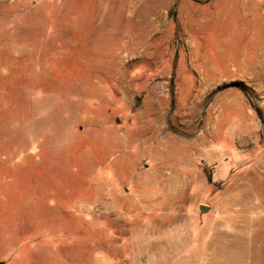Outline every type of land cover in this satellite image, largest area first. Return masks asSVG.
I'll list each match as a JSON object with an SVG mask.
<instances>
[{
    "label": "rangeland",
    "instance_id": "374dc122",
    "mask_svg": "<svg viewBox=\"0 0 264 264\" xmlns=\"http://www.w3.org/2000/svg\"><path fill=\"white\" fill-rule=\"evenodd\" d=\"M235 193L253 214L219 231L200 206ZM245 261L264 264V0H0V263Z\"/></svg>",
    "mask_w": 264,
    "mask_h": 264
},
{
    "label": "crops",
    "instance_id": "0c3cea01",
    "mask_svg": "<svg viewBox=\"0 0 264 264\" xmlns=\"http://www.w3.org/2000/svg\"><path fill=\"white\" fill-rule=\"evenodd\" d=\"M102 84V83H101ZM98 85V83H97ZM106 97H108L110 103H113V98L109 96L108 92L104 91L102 92ZM105 97V96H104ZM101 124V123H100ZM99 124V125H100ZM105 124V123H102ZM223 192V191H222ZM221 192V193H222ZM220 195L215 196V199H217ZM239 195L237 196V193L234 195L229 196V201H222L219 203L218 207L215 209L214 207L210 206V210L208 212L213 210V213L216 215L215 220L217 221V224L224 225L223 227L221 226V229H236L241 227L242 225L247 224L248 221H250V216L253 214V206L255 204H251L248 207L245 206H239ZM220 214V216L217 217V214ZM222 213V214H221ZM213 217V216H212ZM240 263V262H239ZM244 264H256L254 262H241Z\"/></svg>",
    "mask_w": 264,
    "mask_h": 264
},
{
    "label": "bare ground",
    "instance_id": "6f19581e",
    "mask_svg": "<svg viewBox=\"0 0 264 264\" xmlns=\"http://www.w3.org/2000/svg\"><path fill=\"white\" fill-rule=\"evenodd\" d=\"M178 194H179V196H180V192H179ZM110 211H111V210H110ZM142 227H143V226H142ZM151 227H152V226H151ZM148 228H149V226H148ZM137 230H138V229H137ZM136 232H137V231H136ZM147 232H148V231H147ZM145 233H146V232H145ZM145 233H144V235H145ZM150 233H151V232H150ZM148 234H149V233H148ZM139 235H140V234H139ZM145 236H146V235H145ZM147 237H148V236H147ZM140 239L142 240V238H140ZM144 239H145V238H144ZM177 240H178V239H177ZM177 240H175V241H177ZM135 241H136V240H135ZM136 242H138V240H137ZM139 242H141V241L139 240ZM145 245H146V244H145ZM175 245H176V244H175ZM135 246H136L137 251L140 250L141 247H142V246H141V243H140V244H136ZM147 249H148V247H147ZM145 250H146V249H145ZM146 251H147V250H146ZM153 251H154V250H153ZM148 252H149V251H148ZM148 252H147V253H148ZM150 252H151V250H150ZM138 255H139V254H138ZM142 255H143V254H142ZM150 255H151V254H150ZM155 255H156V254H155ZM156 256H157V255H156ZM153 257H154V256H153ZM157 257H158V256H157ZM143 258H144V255H143ZM148 258H152V257H149V256H148ZM151 260H152V259H151ZM151 260H150V261H151ZM153 260H154V259H153ZM155 260H157V259H155ZM136 261H137V260H136ZM153 262H154V261H153ZM150 263H151V262H150ZM157 263H158V262H157ZM139 264H141V263H139ZM154 264H155V263H154Z\"/></svg>",
    "mask_w": 264,
    "mask_h": 264
},
{
    "label": "built area",
    "instance_id": "2783aa9c",
    "mask_svg": "<svg viewBox=\"0 0 264 264\" xmlns=\"http://www.w3.org/2000/svg\"><path fill=\"white\" fill-rule=\"evenodd\" d=\"M169 93V88L168 87H164L160 90V94L161 95H167Z\"/></svg>",
    "mask_w": 264,
    "mask_h": 264
},
{
    "label": "water",
    "instance_id": "95a60500",
    "mask_svg": "<svg viewBox=\"0 0 264 264\" xmlns=\"http://www.w3.org/2000/svg\"><path fill=\"white\" fill-rule=\"evenodd\" d=\"M200 209H201L203 212H206V211L210 210V207H209V206H205V205H201V206H200ZM0 264H4V263H0Z\"/></svg>",
    "mask_w": 264,
    "mask_h": 264
}]
</instances>
